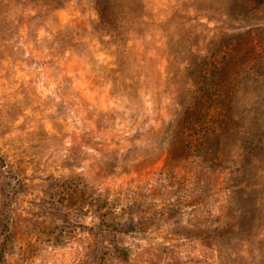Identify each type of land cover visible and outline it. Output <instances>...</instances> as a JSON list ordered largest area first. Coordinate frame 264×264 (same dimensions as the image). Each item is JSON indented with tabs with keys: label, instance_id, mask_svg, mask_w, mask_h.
Segmentation results:
<instances>
[{
	"label": "rangeland",
	"instance_id": "obj_1",
	"mask_svg": "<svg viewBox=\"0 0 264 264\" xmlns=\"http://www.w3.org/2000/svg\"><path fill=\"white\" fill-rule=\"evenodd\" d=\"M0 264H264V0H0Z\"/></svg>",
	"mask_w": 264,
	"mask_h": 264
}]
</instances>
